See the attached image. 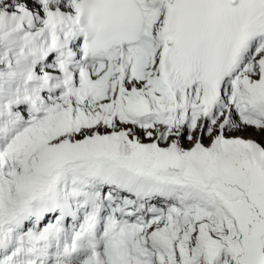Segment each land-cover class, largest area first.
Wrapping results in <instances>:
<instances>
[{
  "label": "snow or ice",
  "instance_id": "obj_1",
  "mask_svg": "<svg viewBox=\"0 0 264 264\" xmlns=\"http://www.w3.org/2000/svg\"><path fill=\"white\" fill-rule=\"evenodd\" d=\"M0 264H264V0H0Z\"/></svg>",
  "mask_w": 264,
  "mask_h": 264
}]
</instances>
